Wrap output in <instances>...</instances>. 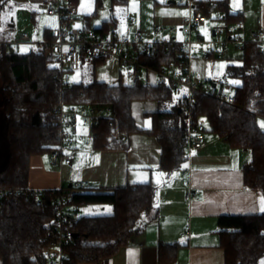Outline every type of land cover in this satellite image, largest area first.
I'll list each match as a JSON object with an SVG mask.
<instances>
[{"label":"trees","instance_id":"16d2710c","mask_svg":"<svg viewBox=\"0 0 264 264\" xmlns=\"http://www.w3.org/2000/svg\"><path fill=\"white\" fill-rule=\"evenodd\" d=\"M68 1L76 6L80 2ZM12 2L0 0V35H9L12 30V25L2 18ZM101 3L102 0H95V9L100 8ZM110 3L112 7L126 6L129 0H110ZM193 9L206 20L220 14L223 25L241 21L239 15L229 13V0L194 1ZM84 17L88 26L90 17ZM114 20L104 22L95 30L104 34ZM42 38L49 39L48 29L44 30ZM0 41L1 264H45L44 251L58 240L54 228L56 201L60 196L65 198L67 212L72 211L71 206H77L75 212L79 215L78 218L68 216L62 223V230L72 234L62 246V264H98L112 258L142 233L146 218H157V189L151 183L100 192L83 189L76 194L72 192L73 186L46 191L28 188L31 159L50 155L60 148L58 113L62 107L108 109L110 118L100 120L92 128L94 138L90 148L110 151L127 150L129 136L140 132L131 115V103L156 102L157 111L147 114L149 128L141 131L158 142V167L166 175L187 165V107L192 126H200L199 121L204 120L208 130L231 148L250 152V161L242 167L243 185L264 197V132L257 125V119L264 118V54L255 42L244 43L240 55L230 60L225 69L224 79L240 82L233 92L229 89L233 105L194 93L192 104L187 106L186 93L170 82L158 81L152 85L140 79L133 85L119 83L116 86L98 82L96 68L107 60L105 58L86 63L91 67L88 81L64 83L55 62L44 54L39 44L22 54L14 52L13 46L4 39ZM156 46L158 50L153 54L138 53L140 63L155 71L170 72L175 67L183 72L180 43L161 42ZM181 90L182 94L174 98ZM116 134L124 138L116 140ZM96 206L108 207L110 212L79 214L83 208ZM217 227L223 264L260 263L264 257V211L255 215L220 216ZM176 253L177 245H160V264L172 262Z\"/></svg>","mask_w":264,"mask_h":264},{"label":"crops","instance_id":"0c3cea01","mask_svg":"<svg viewBox=\"0 0 264 264\" xmlns=\"http://www.w3.org/2000/svg\"><path fill=\"white\" fill-rule=\"evenodd\" d=\"M46 1L49 0H43L44 3ZM155 5L160 4L155 2ZM167 5L172 8L152 10L153 20L145 18L142 9L141 18L132 19L127 15L128 19L122 26L116 24L114 20L113 24L105 28L104 34L113 31L123 32L131 38L134 29H140L149 34L148 40L152 42H183L186 38L184 19L188 15V8L176 0H169ZM125 7L128 14V5ZM78 10L80 11L79 8ZM229 13L240 16L242 27L238 30V35L243 43L254 42L255 32L258 29L264 30V0H229ZM80 16L86 15L81 13ZM220 18V14H214L200 26V32L204 35L209 34L212 40L207 42L202 38V41H198L195 37L191 60L193 73L201 77L206 84L216 88L224 85V73L230 60L239 56L228 57L230 47L234 54L241 52L229 46L222 56L216 55L221 47L212 43L214 39L212 29L223 25ZM129 19L134 21L133 25H128ZM90 21L89 18L87 20L89 27L94 29L102 27L92 26ZM156 26L162 29L159 35L152 34ZM206 46L211 48L207 49ZM223 59H226L227 63L222 67L218 60ZM106 61L115 63L114 75L110 77L102 75L98 79L96 71V79L108 86H116L121 83L122 70L115 59ZM173 70L176 68L170 71ZM143 73L141 79L148 84L158 82L153 75ZM181 89L187 95L186 90ZM182 90L177 92L174 98H178ZM229 92L231 95V91ZM156 111L157 104L154 101L131 103V115L140 132L129 136L127 150L97 151L87 147L84 143L87 130L82 122H79L72 137L71 147L75 152L71 164L55 166L50 160L51 166L58 167L57 171L46 165L44 155L34 156L30 161L28 188L46 191L73 186L72 192L76 194L81 191L80 189H96L95 191L100 192L126 185L151 183L157 189L155 212L157 218H146L144 229L139 236L120 249L115 256L98 264H160V245L174 244L177 245L176 257L167 264H223V251L219 247L217 233L218 218L225 215H255L263 212L262 194L243 185L242 167L250 161V152L231 148L208 130L206 121L201 120L199 124L202 128L203 146L193 151L191 155L186 153L187 165L183 169L166 175L158 167L160 159L158 142L154 137L141 131L150 126L147 114ZM257 125L264 132V118H258ZM80 183L87 185L82 187ZM189 189L195 198L190 203L185 201ZM106 209L110 212V208L106 207L100 208V211L104 212ZM84 210L92 212L96 209L86 207L81 209L79 214ZM186 226L190 227V235L188 238H182L181 234Z\"/></svg>","mask_w":264,"mask_h":264},{"label":"built area","instance_id":"2783aa9c","mask_svg":"<svg viewBox=\"0 0 264 264\" xmlns=\"http://www.w3.org/2000/svg\"><path fill=\"white\" fill-rule=\"evenodd\" d=\"M181 4H185L188 8V15L184 19L185 24V40L180 42L181 52L184 60V70L180 71H155L145 67L138 59V53L146 55L157 52V42L148 40L149 34L134 29L131 38L123 32L113 31L109 34H101L94 28L86 25L85 18L80 16L76 5L69 3L68 0H49L44 3L45 14L49 17L57 19V27L49 30V39L42 40L41 46L44 54L51 58L59 70L62 82L68 80V73L76 72L81 69L83 64L89 60L96 58L115 59L119 68L126 72L130 85L142 78V73L153 75L157 81H166L175 87L183 88L187 92V106L192 104L194 93L208 95L221 103L233 105L234 98L229 94V88L222 85L218 88L206 84L205 81L193 73L191 69L192 47L194 45L193 36L198 41H202L200 26L205 22L202 14H195L192 0H177ZM215 6V4H213ZM132 19L128 20V25H133ZM242 27V21L235 24L215 26L212 29L213 44L221 47L217 52L218 57L226 52L229 46L234 47L238 51H242L244 43L241 42L238 30ZM162 29L158 26L154 27L152 34L159 35ZM254 42L259 46V50L264 54V30L258 29L255 32ZM30 43V38L26 34H22L14 38L9 44L13 47ZM187 124L189 131L185 139V151L188 155L195 150L201 149L203 146V136L201 126H192L191 114L187 107ZM108 109L86 110L83 108H61L58 113V126L60 130L62 143L59 150L50 154V160L53 165L71 164L75 150L71 147L72 137L75 133L78 123L82 122L87 133L84 136V143L87 147L91 146L94 134L93 126L97 125L102 119H109ZM123 136L115 135L116 140L123 139ZM80 186H86L87 183H80ZM64 196H60L56 201L57 220L55 221V232L58 240L55 244L47 248L45 253V264H62L63 244L71 239L70 232L62 230V223L68 216L78 218L79 215L75 211L77 206H71L72 211L67 212L64 205ZM194 195L189 189L185 196V201L190 203L193 201ZM190 235V227L186 226L182 238H188Z\"/></svg>","mask_w":264,"mask_h":264},{"label":"rangeland","instance_id":"374dc122","mask_svg":"<svg viewBox=\"0 0 264 264\" xmlns=\"http://www.w3.org/2000/svg\"><path fill=\"white\" fill-rule=\"evenodd\" d=\"M169 0H129L128 3V14H126L125 6H111L110 0H102V5L100 8L95 9V0H80L79 5L77 6L83 15L90 17V23L92 26L100 27L106 21H109L111 18L115 19L116 24L122 26L124 21L128 17L136 19V17L141 18V9L144 13L145 18H150L153 20L152 10H159L160 8H172V6L167 5ZM142 2V3H141ZM157 2L160 5H155ZM79 11V12H80ZM96 11V15L94 14ZM80 13V15H81ZM128 15V17H127ZM32 16L34 20H32ZM2 18L5 21H8L12 25V30L9 35L3 34L0 35L1 39H4V42H10L12 39L17 38L22 34H26L30 38V43L22 44L17 47H13L14 52L26 54L36 48V46L42 42L43 32L46 29L52 30L57 27V19L54 17H49L45 14V5L43 0H13L12 4L6 8L5 13L2 15ZM158 16H156V20ZM201 31V30H200ZM202 34V32H201ZM204 41L209 42L211 39L209 34H202ZM196 39L195 35L193 40ZM1 42V41H0ZM194 48V47H193ZM207 49H210V46H206ZM194 51V49H193ZM240 55L239 53L234 54L232 48L230 47L228 57H236ZM220 66H224L227 63L226 59L218 60ZM113 67L115 63L113 61H106L103 64L99 65L96 71L98 72L97 78L103 75L105 77L113 76ZM91 67L86 65L83 69L68 73V84H78L80 82H86L90 79V70ZM121 83L129 84L127 79L126 72L122 70ZM144 75V73L142 74ZM144 77V76H143ZM224 85L228 87L232 92L234 88L240 83L237 79L227 78L223 81ZM233 94V93H232ZM43 159L46 162V165L49 168H53L57 171L58 167L51 166L50 157L47 155L43 156ZM83 190V189H80ZM96 210L88 211L85 210L81 212V215H99V214H108V209L104 212L100 211L102 207H93ZM108 208V207H106ZM260 264H264V257L261 259Z\"/></svg>","mask_w":264,"mask_h":264},{"label":"snow or ice","instance_id":"6c2138e0","mask_svg":"<svg viewBox=\"0 0 264 264\" xmlns=\"http://www.w3.org/2000/svg\"><path fill=\"white\" fill-rule=\"evenodd\" d=\"M261 205H262L261 210L264 211V198H262L261 200Z\"/></svg>","mask_w":264,"mask_h":264}]
</instances>
